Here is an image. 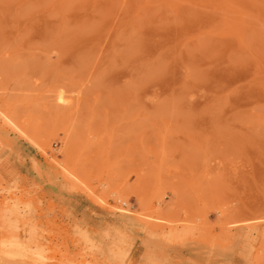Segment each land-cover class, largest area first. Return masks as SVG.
I'll list each match as a JSON object with an SVG mask.
<instances>
[{"label": "rangeland", "instance_id": "374dc122", "mask_svg": "<svg viewBox=\"0 0 264 264\" xmlns=\"http://www.w3.org/2000/svg\"><path fill=\"white\" fill-rule=\"evenodd\" d=\"M0 109L48 151L0 133L45 264H264V0H0Z\"/></svg>", "mask_w": 264, "mask_h": 264}, {"label": "bare ground", "instance_id": "6f19581e", "mask_svg": "<svg viewBox=\"0 0 264 264\" xmlns=\"http://www.w3.org/2000/svg\"><path fill=\"white\" fill-rule=\"evenodd\" d=\"M56 102L59 105H67L70 103V98L59 92L56 95ZM8 129L14 131L19 138L26 140L30 145L39 149L44 155L48 153L47 148L41 143L33 138L28 132L22 129L18 124L8 115L6 112L0 109V133L7 134ZM20 140V139H19ZM10 146L16 145V142L8 143ZM52 162H55L53 159ZM57 163V162H56ZM59 165V164H57ZM53 166V165H51ZM60 168L54 167L57 174L67 183H75L81 181L78 175L70 167L63 165L59 166ZM119 200V198H117ZM125 204V203H124ZM15 209H9L6 206L2 211V216L4 219V224L0 223V260L5 261L7 264H45V258L43 256V250L41 246L35 240V233L31 231L29 234L28 244L24 241V229L22 224L26 223V217L29 215V208L27 206L20 208L18 205L15 206ZM114 215L119 214V222L116 223L115 232L112 235V242L110 245H106L104 239L94 234L85 233L83 236H80L78 244L80 245L81 250L85 251V254L91 258L96 259L97 255L107 253L108 255L115 253L116 249L119 248V245L123 243L124 236L127 233V227L133 224L132 220L139 221L138 218H133L131 215H128L122 208H118V211H111ZM156 216V215H155ZM154 217V216H153ZM149 218L152 216L149 215ZM153 219V218H152ZM155 219V218H154ZM156 221L164 222L165 219L160 214H157ZM153 226V225H152ZM157 228L165 230L167 227L165 225L155 224ZM7 231V232H6ZM155 230L154 232H156ZM175 229L170 227V232L166 235V239L173 243H180L181 239H177L173 233ZM97 254V255H95ZM111 256V255H110ZM112 257V256H111ZM113 259H118V257L113 256ZM98 262V261H97ZM261 258L258 257L254 264H260Z\"/></svg>", "mask_w": 264, "mask_h": 264}]
</instances>
